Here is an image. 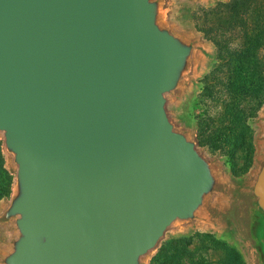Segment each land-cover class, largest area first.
Returning a JSON list of instances; mask_svg holds the SVG:
<instances>
[{
  "label": "water",
  "instance_id": "water-1",
  "mask_svg": "<svg viewBox=\"0 0 264 264\" xmlns=\"http://www.w3.org/2000/svg\"><path fill=\"white\" fill-rule=\"evenodd\" d=\"M169 2L0 0V264H147L182 227L264 264V106L238 184L167 109L206 55Z\"/></svg>",
  "mask_w": 264,
  "mask_h": 264
},
{
  "label": "rangeland",
  "instance_id": "rangeland-1",
  "mask_svg": "<svg viewBox=\"0 0 264 264\" xmlns=\"http://www.w3.org/2000/svg\"><path fill=\"white\" fill-rule=\"evenodd\" d=\"M170 0L169 20L194 32L206 55L182 98L167 109L179 126L196 131L197 148L217 158L238 184L254 167L256 118L264 106V0ZM0 140V203L13 175ZM155 257V258H154ZM249 264L230 231L182 227L165 233L149 264Z\"/></svg>",
  "mask_w": 264,
  "mask_h": 264
},
{
  "label": "trees",
  "instance_id": "trees-1",
  "mask_svg": "<svg viewBox=\"0 0 264 264\" xmlns=\"http://www.w3.org/2000/svg\"><path fill=\"white\" fill-rule=\"evenodd\" d=\"M232 3L234 4V6L236 7V6H238V4H239V1H237V0H233L232 1ZM238 3V4H237ZM155 258V257H154ZM154 258H151V260H150V262H149V264H153V262H154Z\"/></svg>",
  "mask_w": 264,
  "mask_h": 264
}]
</instances>
